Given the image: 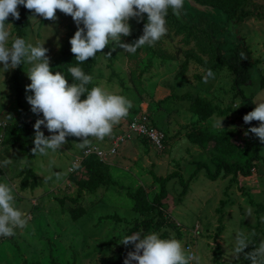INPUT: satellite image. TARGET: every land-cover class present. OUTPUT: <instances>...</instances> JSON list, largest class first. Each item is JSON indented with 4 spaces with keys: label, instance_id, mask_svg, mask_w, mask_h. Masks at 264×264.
Instances as JSON below:
<instances>
[{
    "label": "rangeland",
    "instance_id": "rangeland-1",
    "mask_svg": "<svg viewBox=\"0 0 264 264\" xmlns=\"http://www.w3.org/2000/svg\"><path fill=\"white\" fill-rule=\"evenodd\" d=\"M244 10L251 16L246 17L242 23L233 25L231 28L234 38L228 34L227 40H237L241 51L248 58V62L244 63L247 81L239 89L251 100L254 109L256 103L264 101V90L259 87L261 78L264 84V0H250L245 4ZM25 13V21L21 20V38L30 40L34 45L37 40L44 41L43 47L48 49L46 55L52 64L58 56L59 48L70 37V31L76 28L73 19L59 10L56 11L55 21L38 15V21H34L31 19L32 11L23 12ZM10 17L6 22L13 25L12 34L16 36L17 20H10ZM209 22L218 26L223 23L221 17H214ZM129 24L131 34L122 36L121 43H132L143 34V28L139 29L136 19H130ZM167 28V34L154 46L146 44L133 54L123 51L119 46L113 50V45L109 44L106 52L111 53V58L108 60L100 56L97 59L92 72L93 82L96 86L103 85L132 100L133 107L129 110L127 120L135 116L132 111L136 110L139 113L144 111L150 120L157 119L156 107L164 99L158 122L162 119L163 123L167 121L174 125L173 121H176L180 127L190 126L194 117L187 111V103L171 97L184 93L196 94L220 108L236 109L240 106V98L230 89L234 75L227 67L222 65L220 69L212 68L216 57L207 51L204 44L184 39L183 36H174L168 23ZM223 28L221 33L224 32ZM184 52L193 54L199 61L189 60L184 76L179 79L176 74ZM108 65L111 66L110 69ZM28 67L29 65L22 64L16 69H10L3 73L4 79H0V135L3 128L16 118L32 123V132L35 134L33 125L37 119L43 118L42 113H32L26 100V96L32 95L31 91H26V85L31 83L26 73ZM0 68H3L2 64ZM208 69L215 73V79L210 78L207 83L203 79L195 80L196 75L206 74ZM9 114L12 120L7 118ZM220 120L223 129L234 132L233 140L238 147H244L251 136L244 134L237 114L228 113L225 118L212 117L191 127L196 129L210 126L220 129ZM120 126L123 127L122 124ZM164 128L165 130L158 127L163 134L166 130L167 133L171 131L168 125ZM177 130L180 131L179 135L168 141L165 150L159 151L151 146L145 149L139 145L141 154L138 158L129 153V158L125 160L115 159L119 165L109 168L112 183L80 194L78 205L85 213L74 222L66 212L68 202L61 206L58 199L74 198L76 195V187L69 181L68 174L71 162L80 150L75 144L81 142L80 139L68 136L67 143L57 152L49 150L47 155L33 156L29 166L37 175V184L33 189L24 190L18 187L17 176L22 169L24 156L14 147L0 146V162L5 157L13 161L7 167H0V182L15 186L17 207L27 211L29 216L28 226L23 230L16 229L14 237H0V264H22V261L48 264L51 258L60 264H98L99 258L106 257L115 250L131 226L132 218L136 217L130 211L126 193L142 187L150 200L158 188L151 183L149 172L157 177H164L173 171L179 173L186 188L181 195L183 188L178 178L169 180L165 185L166 198L162 201V206L167 216L179 227L184 247L198 257L199 264H250L243 254L235 259L233 248L235 234L240 230L254 231L256 235L253 239L256 244L264 240V236L260 234L264 230V222L261 221L264 211L257 212L249 205L251 201L264 206V150H260L262 162L256 164L250 177H237L236 181H210L205 177L203 169L206 165L208 169L212 168L208 151L187 141L183 132L188 129ZM41 131L45 136L51 135L43 125ZM154 156L162 159L163 163L156 164ZM112 159L109 162L114 160ZM201 165V169L196 171V167ZM131 169L135 170L134 174ZM57 174L60 179H57ZM77 177H81V174ZM246 206L253 210L251 217L245 215ZM106 215H116L124 221L99 219ZM165 231L170 237H174L170 229ZM216 250L220 252L219 259H215L213 255ZM251 250L250 245L245 252Z\"/></svg>",
    "mask_w": 264,
    "mask_h": 264
},
{
    "label": "clouds",
    "instance_id": "clouds-1",
    "mask_svg": "<svg viewBox=\"0 0 264 264\" xmlns=\"http://www.w3.org/2000/svg\"><path fill=\"white\" fill-rule=\"evenodd\" d=\"M185 0H0V79L3 73L16 69L22 64L29 65L26 71L30 84L26 91L32 95L26 96L34 114H41L33 128L35 135L32 155H47L48 151L57 152L67 143L66 137L73 136L81 142L75 143L80 149L91 148L92 141H103L113 133L114 127L129 115L133 107L132 100L124 95L108 90L103 85L89 89L93 77L85 74L78 66L70 67L73 82L69 84L60 71L50 68V59L46 55L48 49L43 47L44 41L37 40L35 45L21 37L13 36L11 23L6 22L11 16L13 20L20 18L19 6L33 12L32 20L38 21L36 16L47 20H57L56 11L71 16L76 31L70 38V51L78 64L89 58H94L109 44L113 50L119 46L123 51L135 54L144 45L154 44L164 37L167 32V15L169 9L174 16L182 15ZM147 15V22L143 25V34L132 43H121V37L131 34L130 19L139 23ZM82 25V27H81ZM109 52L106 56H110ZM241 60L246 55L240 53ZM215 79V73L208 69L203 78L207 83ZM86 95L85 99H81ZM255 108L243 116L245 124L255 120L258 127H250L244 134L251 132L264 144V101L255 104ZM239 106H237L238 108ZM9 120L12 116L7 115ZM223 120V119H222ZM222 120L219 121L221 126ZM51 134L45 136L41 126ZM7 157L0 162V167L12 164ZM57 179H60L57 174ZM14 187L7 182H0V237L10 238L16 235V229L28 226L27 211L17 207ZM247 217L253 215L251 207L246 206ZM264 222V217H261ZM256 233L237 231L233 248L235 259L243 254L250 264H264V240L259 244L254 241ZM121 244H132L133 251H129L123 264H199L198 257L186 249L181 240L176 238H162L159 232H141L122 237ZM250 245L252 250L245 252Z\"/></svg>",
    "mask_w": 264,
    "mask_h": 264
},
{
    "label": "trees",
    "instance_id": "trees-1",
    "mask_svg": "<svg viewBox=\"0 0 264 264\" xmlns=\"http://www.w3.org/2000/svg\"><path fill=\"white\" fill-rule=\"evenodd\" d=\"M195 1L199 4H204L210 7L212 9V15L207 17L193 13L189 9L188 5L184 3L182 15L179 18L174 16L171 12V9H169L168 15L166 17L168 26L170 27V30L174 36H183L184 39H191V41L199 42L202 45L204 44L205 48H207V51L216 57L214 63L211 66L212 68L220 69L222 65L227 67V69L234 75L230 89L236 96L240 98L241 105L236 109L220 108L219 106L212 104L209 100L196 94L184 93L181 95H171V97L175 100L186 102L187 111L194 117V122H190V126L184 125L181 126L180 129H188L187 132L185 131L184 136L190 144L197 146L201 150L208 151L212 168L208 169L207 165L196 167V171L201 169L202 166L204 167L203 169H205L204 172L207 179L210 181H214L216 179H228V181H236L237 177L248 178L252 175V171L255 170L256 164L258 162H262L260 150H264V144L260 143L258 137H256L251 132H248V135L251 136L250 139L246 141L244 147H238V145L233 140L234 132L232 130L223 128L219 129L210 126H201L193 129L194 127L191 126H197L200 123L202 124L212 117L225 118L228 113L237 114L240 117L244 133L250 127L259 126V122L255 120L251 121L249 124H245L243 121V116L253 110L251 100L245 97L242 91L239 89L240 85L243 84L247 77V70L245 69L244 63L248 62V58L246 60H241L240 53L242 51L239 46V42L237 40L235 42L232 41L234 38V33H232L231 28L235 24L242 23L246 17L251 16L249 12L244 10L245 4L250 0ZM18 11L20 13V18L17 20V24L15 25V27L18 28H15V32L17 37H21V27L23 24L21 20L24 19L25 21L26 13L23 14V12L28 11V9L21 6ZM214 17L222 18L223 23L221 26L209 22L210 20H214ZM9 19L13 20L11 17ZM146 22L147 15L143 14V19L138 23L139 29H142L144 23ZM209 25L211 27H209ZM222 26H224V28ZM222 28L224 29L223 33L220 32ZM75 31L76 28L70 31V37L64 41L62 46L59 48L57 58L52 64H50L53 74L56 71L62 72L69 84L73 82L72 77L68 72L70 67L78 66L82 68L85 74L92 76L93 69L97 63V59L100 56L108 60L111 58V56H106V54H108V52H106V47L100 53H97L94 58H89L84 63L78 64L75 61L74 54L70 51L71 45L69 43V40L74 35ZM228 34H230V37H233L231 41L227 40ZM189 52L192 51L189 50ZM189 60L196 62L199 61L198 58L193 54L184 52L179 66V71L176 74L179 79L184 76ZM107 67L110 69L111 66L108 65ZM205 75V73L198 74L194 78L196 81H201ZM262 81L263 78H261L259 81V87L264 90V84ZM93 86L96 85L92 81L88 87L90 89ZM85 98L86 95L81 96L82 100ZM163 100L164 99L160 100L158 105L161 104ZM132 112L135 116H137L139 113L138 110ZM128 118L129 117H126L127 122L129 121L127 120ZM148 120L150 128L161 132L155 125L154 120H150L149 118ZM126 121L123 123V127L118 135L123 132L125 124L127 123ZM34 135L35 134L30 129V122L23 118H16L12 123L3 128L1 134L0 146L7 148L14 147L20 154L24 156L22 169L17 175L19 177L18 187L21 190L26 188L33 189L37 184V175L32 172L29 166L33 157L31 150L34 147ZM115 137L111 139V142ZM176 137L177 135L170 137L166 134H163L162 150H165L168 141L171 138ZM135 139L141 142V145L144 146L145 149L151 146L150 143L144 138ZM83 150L84 149H80L77 154L81 155ZM78 174H81V177H77ZM194 174L192 173V175ZM149 175L151 178V183L156 185L158 188L157 192L151 197L150 200L147 199L146 193L142 187L135 188L132 192L129 191L126 193V196L129 200L130 211L136 215V217L132 218L131 226H129L124 236L132 235L136 232H141V235H143L144 233L155 231L159 232L162 238H176L181 240V232L179 231L180 229H178L179 227L176 226L171 218L165 213L162 206V201L166 198L165 185L169 180L178 178L179 182L182 183L183 188L181 195L184 193L186 184L184 185L183 181L181 180V176L176 171H173L164 177H157L151 172H149ZM68 179L74 183L76 187V195L74 198L62 197L58 199V203L63 206L65 204L64 202H68V204H66V212L69 219L73 222L77 221L85 213V210L80 205H78V198L80 194L82 192H92L98 187L109 186L112 183L108 164H106L105 161H100L94 155L83 157L78 168L73 173L68 174ZM249 205L253 206L257 212L264 211L263 205L255 204L251 201H249ZM99 219H107L114 222L124 221L123 219L118 218L116 215H106ZM165 229H170L174 233V237H170L166 233ZM260 232V234L264 236V230ZM251 247L253 246L251 245ZM133 250L134 247L132 244L125 246L121 244L120 241L119 244L116 245L115 250L110 255L98 259V264H123L126 254ZM213 255L215 256V259H219L220 252L216 250ZM22 264L38 263H26L22 261ZM48 264L60 263L51 258ZM133 264H135V262H133Z\"/></svg>",
    "mask_w": 264,
    "mask_h": 264
},
{
    "label": "built area",
    "instance_id": "built-area-1",
    "mask_svg": "<svg viewBox=\"0 0 264 264\" xmlns=\"http://www.w3.org/2000/svg\"><path fill=\"white\" fill-rule=\"evenodd\" d=\"M135 138H144L150 145L157 149L162 150V140L163 134L149 127V120L145 112H140L137 116H133L125 124L124 130L120 135H117L111 142L110 147L106 150H101L95 146H91L90 149L85 148L81 155H77L73 158L71 162V167L69 168V173H73L79 166L83 157L94 155L100 161H105L107 156L115 154L116 149L122 143L135 139ZM1 141V135H0Z\"/></svg>",
    "mask_w": 264,
    "mask_h": 264
},
{
    "label": "crops",
    "instance_id": "crops-1",
    "mask_svg": "<svg viewBox=\"0 0 264 264\" xmlns=\"http://www.w3.org/2000/svg\"><path fill=\"white\" fill-rule=\"evenodd\" d=\"M162 104V103H161ZM161 104H159L156 108H158V112L156 113V115H155V117L157 118V119H159V117H161L160 115H162V109H161ZM143 109V108H142ZM141 109V110H142ZM154 113V112H153ZM153 117V116H152ZM154 117V118H155ZM153 118V119H154ZM174 118V117H173ZM157 119H154V120H157ZM123 122H120L119 124H117L115 127H114V129H113V133H112V135L111 136H109V137H105V139L103 140V141H98V140H96V142H94V141H92V145H94V146H96V147H98L99 149H101V150H106L107 148H109V146H110V143H111V139L113 138V137H115L116 135H118L119 133H120V131H121V126L119 127V125L120 124H122L123 125V123L126 121V119H124V120H122ZM163 120L161 119V121H159L158 122V120L157 121H154L155 122V125L157 126V127H160V128H162V129H164L165 130V126L166 125H168V126H170V129H171V131H169V133H167L168 131L166 130L165 131V134L167 135V136H170V137H174V135H179V133H180V131L179 130H177V129H180V125H178V123L176 122V121H173L174 122V125H172V124H168L167 123V121L166 122H162ZM158 124H157V123ZM31 124L32 123H30V129L33 131V129H32V127H31ZM161 124H165V126H161ZM159 125V126H158ZM178 126V127H177ZM182 126H184V125H182ZM173 128V129H172ZM34 133V132H33ZM183 134H185V131L183 132ZM139 145H140V147H141V142H139L138 140H131V142H129V141H126V142H124V143H122L120 146H118V148H117V150H116V152H115V154H113V155H111V156H109L108 158H106L105 159V163L106 164H108V166H109V168L111 169L112 167V165H114V166H118L119 165V163H117V162H115V159H120V160H125V159H127V158H129V153L131 154V153H133V154H135L137 157H135V158H138L139 156V154H141V148H139ZM121 148V149H120ZM118 149L120 150V152H118ZM114 160H113V159ZM153 158H156V160H153L156 164H162L163 163V160L162 159H158L159 157H153ZM110 159H112L113 161L112 162H109V160ZM127 170V169H126ZM131 173L132 174H134L135 173V170L134 169H131Z\"/></svg>",
    "mask_w": 264,
    "mask_h": 264
},
{
    "label": "water",
    "instance_id": "water-1",
    "mask_svg": "<svg viewBox=\"0 0 264 264\" xmlns=\"http://www.w3.org/2000/svg\"><path fill=\"white\" fill-rule=\"evenodd\" d=\"M189 9L196 14L204 15L210 17L212 15V9L204 4H199L195 0H185Z\"/></svg>",
    "mask_w": 264,
    "mask_h": 264
}]
</instances>
